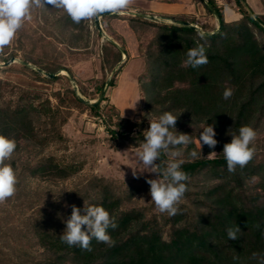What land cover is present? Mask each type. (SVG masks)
<instances>
[{
	"label": "trees",
	"instance_id": "1",
	"mask_svg": "<svg viewBox=\"0 0 264 264\" xmlns=\"http://www.w3.org/2000/svg\"><path fill=\"white\" fill-rule=\"evenodd\" d=\"M261 2L264 8V0ZM229 4L239 17L226 21L223 8L214 0L206 1V11L210 17L217 18V25L207 21L197 23L194 17L183 15H162L161 19L176 20L167 23L144 15L145 10L122 17L136 34L152 32L144 53L147 79L141 83L148 111L154 116L165 111L179 116L177 132L192 137L182 157L185 161L182 169L189 180L178 205L179 213L175 216L160 213L153 202L144 207L124 208L144 185L130 183L119 192L103 178H95L85 190L76 189L63 195L61 200L67 203L64 208L58 206L60 203L50 202L48 209L37 207L28 215L24 210L19 211L18 228L0 222V264H258V258L254 259L252 254L264 255V147L259 149L261 138L256 139L254 158L243 169L237 167L234 173L227 170L223 147L231 142L228 133L238 134L241 126L250 125L257 133L264 130V11L253 13L245 0H229ZM31 14L42 17L37 19L36 27L32 25L34 28L29 23L34 33L24 38V26L28 24L24 22L19 31L22 35L16 38L14 47L9 50L7 46L0 53L2 63L20 55L19 62L0 67V72L19 73L17 85H10L0 77V134L16 140L14 154L36 146L38 154L51 143L64 140L61 126L74 108H85L92 116H100V102L106 100L104 88L114 86L111 77L96 86L92 95L83 87L78 89V94L69 84L68 76L54 75L58 70L70 73L68 67L44 64L32 52L25 51L26 43L34 50L45 41L42 31L48 26L53 33L58 28L62 36L67 35L70 47H76L79 35L87 26L83 21L74 23L62 9L47 4L34 7ZM198 30L206 33V40L199 37ZM96 32L99 33L98 29ZM53 36L57 37L58 32ZM198 44H204L209 62L195 69L182 66L187 51ZM123 55L127 57L123 47L106 40L101 47L102 69L111 72ZM62 78L67 86L51 93L55 103L49 96L42 99L38 83ZM225 88L233 89L227 100L223 98ZM5 92L13 97L5 99ZM95 95L100 100L88 103ZM147 121L134 123L117 116L108 132L114 139L139 146L144 141V131L150 127ZM206 124L214 126V138L218 141L214 149L202 141L201 147L195 144ZM192 150L200 153L198 158L188 155ZM213 151L215 155L206 156ZM167 160L166 154L161 156L164 166ZM7 163L16 171L15 160ZM80 166L75 160L63 162L52 155L39 156L22 166L17 188L26 178L65 180L78 172ZM84 200L103 206L115 216L118 227L109 229L115 246L93 239L92 250L85 251L61 241L71 206L80 208L83 215ZM25 204L26 211L32 202ZM10 216L13 218L5 213L0 220H9ZM236 226L240 228L238 239L230 240L227 230ZM7 231L12 233L14 244L4 242ZM23 238L28 247L22 245ZM34 244L40 248L39 254L28 251Z\"/></svg>",
	"mask_w": 264,
	"mask_h": 264
},
{
	"label": "rangeland",
	"instance_id": "2",
	"mask_svg": "<svg viewBox=\"0 0 264 264\" xmlns=\"http://www.w3.org/2000/svg\"><path fill=\"white\" fill-rule=\"evenodd\" d=\"M148 1L150 0H134L130 8L120 14L102 15L98 20L86 22L87 26L79 35L80 40L76 42V47H70L67 42V35L62 36L58 28L53 29L55 33L58 32V36H53L55 33L50 30L49 26L46 27L45 31H42L45 41L37 45L34 50L31 49L30 43H26L25 51L32 52L34 57H39L44 64L68 67L70 73L58 70L54 75L68 76L70 79L69 84L78 94H80L78 89L83 87L88 95H92L96 86L104 80L108 81L111 77H113L114 86H105L104 88L106 100L100 102L102 108L100 116H92L85 108H74L71 110L67 121L61 126L64 140L60 143H51L43 152L38 154L37 146L35 148L26 146L27 148L11 157L15 160V172L18 178L22 166L31 163L39 156L52 155L63 162L75 160L81 163V166L78 172L65 180L55 182L42 180L41 178H26L23 180L15 195L0 204V217L5 213L13 215V218L10 216L9 220H0L1 224L4 222L3 225L18 228L21 225V217H17L19 211L24 210V214L28 215L33 213V210L37 207L48 209V203L50 202L57 205L60 203L58 206L64 208L67 203L61 200L63 195L76 189L85 190L89 182L95 178H103L105 182L112 185L115 191L119 192L124 191L130 183L136 182L144 185L143 190L134 196L129 203H125L124 208H139L148 206L151 203L150 185L147 180L157 179V175L147 172L143 165L138 162L135 157V148L138 146H134L128 141L114 139L108 132V129L114 127L117 116L128 118L134 123L148 120L147 124L151 119L158 117L148 111L141 91V83L147 79L144 53L152 38V32L149 30L136 34L129 27L128 21L122 18L125 15H135L134 13L146 11ZM248 2L251 5V8H249L252 12L257 11L261 6L263 8L261 0H248ZM205 12L207 22L212 23L213 17L208 19L209 14L207 11ZM144 15L167 23H176L175 19H161V16L153 12L146 11ZM31 17V20L25 21L28 24L24 26L26 28V37L24 38L27 39L29 35L34 33L32 29L36 27L37 19L42 18L40 15L35 14H31ZM29 23L34 27H29ZM215 24L217 25V23ZM192 25L199 29L196 24ZM96 29L99 33L96 32ZM19 31L8 46L9 50L14 47L16 38L22 35V32ZM106 40H111L115 45L123 47L127 51V57L123 55L121 62L117 63L111 72L107 69L104 71L101 67V47ZM47 41L50 42L46 43ZM19 57L13 58V61H10V58L6 63L0 62V67L19 62ZM30 67L36 69V66L31 65ZM18 74L17 71L0 72V77L10 85H17V83H20V80L18 81L16 77ZM38 85L41 86L42 99L49 96L52 103L55 102L51 93L57 90L62 91L67 86L63 78L52 82L38 83ZM10 95V93L5 92L4 98L13 97V94ZM95 97V99L87 102L99 99L97 95ZM257 137L256 139L261 138L260 143H258L259 149H261L264 147V130L259 132ZM195 144L200 147L199 140L196 139ZM206 156L211 157L212 155L208 154ZM133 170L137 172L135 177L133 176ZM28 201H31L32 205H30V209L25 211L27 206L25 203ZM14 205L16 207H13ZM3 240L5 243L14 244L10 231H7ZM20 241L22 245L28 247V243L24 238ZM28 251L32 254H39L40 248H37V245L34 244V247L29 248Z\"/></svg>",
	"mask_w": 264,
	"mask_h": 264
},
{
	"label": "clouds",
	"instance_id": "3",
	"mask_svg": "<svg viewBox=\"0 0 264 264\" xmlns=\"http://www.w3.org/2000/svg\"><path fill=\"white\" fill-rule=\"evenodd\" d=\"M134 0H0V53L11 44L18 30L26 20H31V10L34 7H45V4L53 8L62 9L71 20L80 24L98 20L104 14H120L130 8ZM202 40H206V33L198 30ZM208 57L204 44H198L189 49L182 66L199 68L207 64ZM233 95V89L225 88L223 98L229 99ZM179 116L170 111H165L157 118L149 121L150 127L144 131V141L135 148V157L143 165L147 172L155 173L157 179H148L150 185L149 195L151 202L160 213L175 216L179 213L178 205L187 191L186 181L189 175L182 169L184 164L185 149L192 143L191 135L179 133L176 130V122ZM200 133L201 141L209 148H215L218 141L214 138L216 133L213 125L203 127ZM231 142L224 144L223 155L227 163V170L234 173L237 167L243 169L255 156L254 142L257 131L250 125L241 126L238 134L229 132ZM17 148V142L4 134H0V204L13 197L17 191L18 177L7 163ZM166 154L168 160L166 166L161 161V156ZM213 151L210 155H215ZM191 158H198L200 153L192 150L188 153ZM157 161H160L157 163ZM133 176L137 172L133 170ZM71 216L65 221L66 228L60 239L69 247L79 246L82 250L91 251V241L95 239L109 247L115 246V240L109 234V229L118 227L115 216L110 215L103 206L91 205L84 200V214L75 205L71 206ZM257 227H259L257 225ZM240 232L238 226L227 230L230 240L238 239ZM264 235V233H262ZM258 258V264H264V255L252 254ZM238 257H234L237 259Z\"/></svg>",
	"mask_w": 264,
	"mask_h": 264
},
{
	"label": "crops",
	"instance_id": "4",
	"mask_svg": "<svg viewBox=\"0 0 264 264\" xmlns=\"http://www.w3.org/2000/svg\"><path fill=\"white\" fill-rule=\"evenodd\" d=\"M206 1L207 0H150L148 1L146 11L153 12L159 16L162 15H183L185 17H194L197 23L201 21H207L205 17L206 14ZM218 6L223 8V16L226 21L234 20L239 17V13L231 8L229 5V0H214ZM246 3L251 8L248 0H245ZM228 2V3H227ZM261 3V2H260ZM262 5V4H261ZM254 13H262L263 8H258L257 11H253ZM210 19V16H208ZM214 19V20H213ZM212 19L213 22L217 23V18L214 17Z\"/></svg>",
	"mask_w": 264,
	"mask_h": 264
},
{
	"label": "water",
	"instance_id": "5",
	"mask_svg": "<svg viewBox=\"0 0 264 264\" xmlns=\"http://www.w3.org/2000/svg\"><path fill=\"white\" fill-rule=\"evenodd\" d=\"M134 14H136V13H134ZM185 24H188V23H185ZM190 26H192V27H194V28H196L195 26H193V25H190ZM14 59L13 58H11V60L10 61H13ZM25 65H27V66H31L29 63H25ZM99 99H100V97H99ZM98 99V100H99ZM98 100H96V101H91V102H89V103H96Z\"/></svg>",
	"mask_w": 264,
	"mask_h": 264
}]
</instances>
